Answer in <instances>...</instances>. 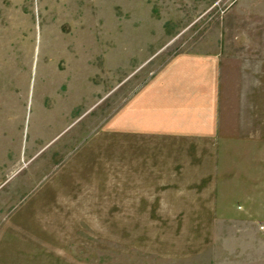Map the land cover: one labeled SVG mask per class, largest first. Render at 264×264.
I'll return each instance as SVG.
<instances>
[{
  "label": "rangeland",
  "instance_id": "rangeland-1",
  "mask_svg": "<svg viewBox=\"0 0 264 264\" xmlns=\"http://www.w3.org/2000/svg\"><path fill=\"white\" fill-rule=\"evenodd\" d=\"M215 50L224 139L235 121L262 136L264 0H0V264H264L257 213L258 234L218 231L203 261L182 262L120 241L118 211L87 210V178L63 196L73 163L117 156L90 145L117 143L101 128L122 100L172 56Z\"/></svg>",
  "mask_w": 264,
  "mask_h": 264
},
{
  "label": "crops",
  "instance_id": "crops-1",
  "mask_svg": "<svg viewBox=\"0 0 264 264\" xmlns=\"http://www.w3.org/2000/svg\"><path fill=\"white\" fill-rule=\"evenodd\" d=\"M220 67L216 50L182 52L167 60L104 122L103 136L117 133V143L90 145L98 151L94 156L111 149L117 156L73 163L70 192L63 196L75 199L78 181L87 178L93 191L86 196L87 210L118 211L120 241L156 246L158 253L182 262L203 261L220 240L218 231L258 234L254 215L264 223V126L257 140L235 121L230 139H224ZM64 86L67 81L57 91ZM69 242L73 245L60 238L55 255L73 262L64 249ZM45 253L55 257L51 249Z\"/></svg>",
  "mask_w": 264,
  "mask_h": 264
}]
</instances>
